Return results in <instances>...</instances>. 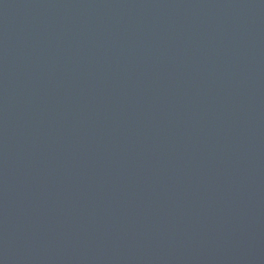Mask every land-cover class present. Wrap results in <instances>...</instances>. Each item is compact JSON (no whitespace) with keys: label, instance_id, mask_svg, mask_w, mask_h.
<instances>
[{"label":"water","instance_id":"obj_1","mask_svg":"<svg viewBox=\"0 0 264 264\" xmlns=\"http://www.w3.org/2000/svg\"><path fill=\"white\" fill-rule=\"evenodd\" d=\"M0 264H264V0H0Z\"/></svg>","mask_w":264,"mask_h":264}]
</instances>
